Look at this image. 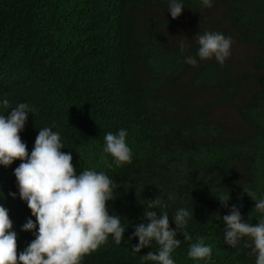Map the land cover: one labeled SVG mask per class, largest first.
<instances>
[{
  "label": "trees",
  "instance_id": "1",
  "mask_svg": "<svg viewBox=\"0 0 264 264\" xmlns=\"http://www.w3.org/2000/svg\"><path fill=\"white\" fill-rule=\"evenodd\" d=\"M178 2L184 9L173 19L170 0H0V102L9 101L0 115L27 103L36 110L20 132L29 155L39 130L52 128L77 175L104 172L117 187L107 207L120 217L124 239L116 244L109 235L81 264H154L141 257L159 251L155 241L132 250L135 227L153 210L167 212L174 230L181 208L192 212L186 231L193 239L178 232L175 264L256 262L251 238L225 242L222 217L235 204L244 222L264 218L243 191L264 198V0H214L211 8ZM205 32L231 38L223 65L198 57L196 39ZM184 34L193 40L175 39ZM243 45L251 50L241 56L235 50ZM218 109L235 112V128L222 114L213 117ZM120 129L133 155L116 166L103 152L104 137ZM20 163L0 165V205L9 210L18 252L35 238L22 231L35 217L19 196ZM228 193L224 207L219 198ZM155 198L160 206L148 209ZM198 236L213 246L210 260L188 257Z\"/></svg>",
  "mask_w": 264,
  "mask_h": 264
},
{
  "label": "clouds",
  "instance_id": "2",
  "mask_svg": "<svg viewBox=\"0 0 264 264\" xmlns=\"http://www.w3.org/2000/svg\"><path fill=\"white\" fill-rule=\"evenodd\" d=\"M214 0H201L205 8H211ZM184 7L178 0H170L168 12L173 19L178 18ZM6 39V38H5ZM201 60L215 59L223 65L230 56L232 40L219 32H205L197 36ZM183 51V45H181ZM185 63L195 66L194 57H186ZM3 107H9L4 99ZM36 110L27 103H19L8 115H0V165L10 166L15 160L21 163L14 169L20 199L27 203L35 222L28 219L22 231L33 232L35 238L23 250L18 252L17 233L13 231V222L9 210L0 205V264H81L86 255L98 250L107 243L111 235L116 244L124 239L125 228L120 217L110 215L107 202L114 200L115 186L104 172L84 170L76 174L71 153L62 152L64 148L58 132L44 127L39 130L34 147L29 155L26 143L20 132L24 129L28 113ZM128 132L120 129L116 134L108 132L104 139L103 152L110 154L116 166L131 163L132 150L126 142ZM253 201L256 212L264 214V198L243 188ZM15 198L16 193H9ZM169 199H172L169 196ZM229 193L222 195L219 201L228 207ZM159 198L149 200L148 209L159 207ZM147 223L135 227L134 237L138 244L132 250L151 246L155 241L158 252H148L141 258L154 264H175L173 251L181 241L177 239L181 232L186 241L193 237L186 231L192 212L181 208L173 216L176 228H170L167 212L157 214L146 210ZM225 225V242L235 247L243 238H251L256 254L255 264H264V218L253 225L244 222L238 207L232 205L229 214L222 217ZM249 220L251 216L249 214ZM131 239V237L129 238ZM205 237H196L187 253L193 260H210L213 246L205 243Z\"/></svg>",
  "mask_w": 264,
  "mask_h": 264
},
{
  "label": "rangeland",
  "instance_id": "3",
  "mask_svg": "<svg viewBox=\"0 0 264 264\" xmlns=\"http://www.w3.org/2000/svg\"><path fill=\"white\" fill-rule=\"evenodd\" d=\"M179 42H187L190 40H193L192 37L184 35H176L175 38ZM197 40V39H196ZM251 49L247 46H238L235 51H238V53L242 56L244 52H249ZM237 59V58H235ZM221 114L226 118L225 122L226 123H231L232 126L235 128L234 122L236 120L235 112L233 110H221L218 109L214 112L213 117L217 120L220 119Z\"/></svg>",
  "mask_w": 264,
  "mask_h": 264
}]
</instances>
